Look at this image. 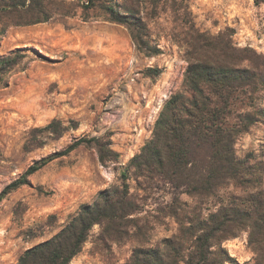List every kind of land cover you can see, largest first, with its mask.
<instances>
[{
  "label": "rangeland",
  "instance_id": "1",
  "mask_svg": "<svg viewBox=\"0 0 264 264\" xmlns=\"http://www.w3.org/2000/svg\"><path fill=\"white\" fill-rule=\"evenodd\" d=\"M110 7L140 22L145 39L161 52H142L131 24L111 20ZM54 9L50 20L11 25L0 38V58L18 56L0 76V192L36 160L81 137L109 140L117 156L103 163L95 145H81L6 196L0 203V264H16L103 190L123 183V172L152 138L164 104L183 85L192 60L191 35L225 34L236 48L264 55V0H57ZM149 67L162 73L154 78ZM54 119L67 127L58 138L40 130ZM263 142L259 123L240 137L238 153H258ZM128 185L139 205L130 215L138 227L132 222L130 233L115 241L96 224L70 264H125L135 248L162 246L164 238L178 233L170 207L189 212L197 206L207 215L219 203H198L187 187L162 177L139 185L132 176ZM223 191L226 196L237 189ZM222 247L231 257L226 264H264V250L250 244L248 230Z\"/></svg>",
  "mask_w": 264,
  "mask_h": 264
},
{
  "label": "trees",
  "instance_id": "2",
  "mask_svg": "<svg viewBox=\"0 0 264 264\" xmlns=\"http://www.w3.org/2000/svg\"><path fill=\"white\" fill-rule=\"evenodd\" d=\"M57 0H0V38L11 25H31L50 20L56 14ZM111 20L131 24L137 47L146 55L160 53L148 42L140 22L109 8ZM192 60L180 90L164 104L155 123L153 136L132 157L122 174L123 183L103 190L94 204H86L52 238L30 248L16 264H70L82 251L96 224L102 234L118 241L130 233L139 205L130 191L128 179L137 183L162 177L204 203L219 200L207 215L197 206L189 212L182 206L170 207L179 231L166 237L159 247H137L125 264H226L231 259L222 243L249 231V242L258 252L264 250V142L260 151L238 153L240 137L264 123V55L253 49H238L225 34L190 36ZM242 54L238 55L240 52ZM16 56L0 58V76L18 63ZM147 73L157 77L159 67ZM67 127L54 119L40 129L56 138ZM110 141L81 137L62 150L36 160L25 172L0 192V203L11 192L29 182L30 176L55 159L68 155L81 145H95L100 160L112 161L117 153ZM233 186L226 196L223 190ZM183 205V204H182ZM185 211V212H184ZM184 212V213H183Z\"/></svg>",
  "mask_w": 264,
  "mask_h": 264
}]
</instances>
